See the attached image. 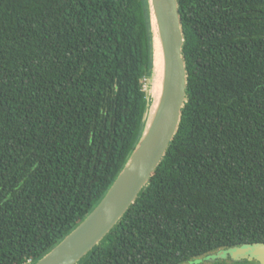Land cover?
I'll use <instances>...</instances> for the list:
<instances>
[{"label": "trees", "instance_id": "1", "mask_svg": "<svg viewBox=\"0 0 264 264\" xmlns=\"http://www.w3.org/2000/svg\"><path fill=\"white\" fill-rule=\"evenodd\" d=\"M187 101L149 184L78 264H179L264 242V0H178ZM145 0H0V264L48 251L136 144Z\"/></svg>", "mask_w": 264, "mask_h": 264}, {"label": "water", "instance_id": "2", "mask_svg": "<svg viewBox=\"0 0 264 264\" xmlns=\"http://www.w3.org/2000/svg\"><path fill=\"white\" fill-rule=\"evenodd\" d=\"M151 39V70L161 68L160 91L143 116V128L132 151L100 200L48 251L26 264H78L98 246L149 184L177 132L187 101L188 73L183 55L185 36L178 0H145ZM145 90V85H144ZM146 91V90H145ZM256 261L264 264V242L243 243L206 254L213 262Z\"/></svg>", "mask_w": 264, "mask_h": 264}, {"label": "bare ground", "instance_id": "3", "mask_svg": "<svg viewBox=\"0 0 264 264\" xmlns=\"http://www.w3.org/2000/svg\"><path fill=\"white\" fill-rule=\"evenodd\" d=\"M160 84H161V68L158 61V58L155 60L153 74L147 80V85H149V93H147V102H148V112L149 108L153 101L157 98L159 91H160ZM146 86V85H145ZM154 104V102H153Z\"/></svg>", "mask_w": 264, "mask_h": 264}, {"label": "rangeland", "instance_id": "4", "mask_svg": "<svg viewBox=\"0 0 264 264\" xmlns=\"http://www.w3.org/2000/svg\"><path fill=\"white\" fill-rule=\"evenodd\" d=\"M145 89L149 93V85L145 84ZM201 257H195L193 259H190L189 261H184L179 264H258L256 261H241V262H234L230 259H217L213 262L202 260L201 262H198Z\"/></svg>", "mask_w": 264, "mask_h": 264}]
</instances>
